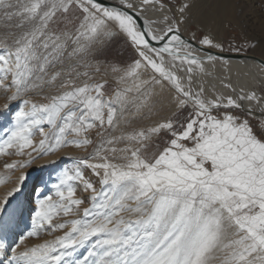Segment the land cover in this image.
Returning a JSON list of instances; mask_svg holds the SVG:
<instances>
[{"label": "snow or ice", "instance_id": "snow-or-ice-1", "mask_svg": "<svg viewBox=\"0 0 264 264\" xmlns=\"http://www.w3.org/2000/svg\"><path fill=\"white\" fill-rule=\"evenodd\" d=\"M194 6L0 0V158L15 157L0 163V212L37 160L84 153L33 189L0 264H264V95L209 91V66L247 45L190 31ZM114 41L128 60L109 56Z\"/></svg>", "mask_w": 264, "mask_h": 264}, {"label": "rangeland", "instance_id": "rangeland-1", "mask_svg": "<svg viewBox=\"0 0 264 264\" xmlns=\"http://www.w3.org/2000/svg\"><path fill=\"white\" fill-rule=\"evenodd\" d=\"M236 1L195 0L193 8L194 23L189 26V29L190 31L199 29L200 31L211 33L219 40L233 41L238 45H247V50L240 53L253 54L264 59V0H254L255 2L252 0L253 4L249 3V0ZM253 44L256 45L255 48H252ZM117 51L122 53V55L116 58L122 61L128 60L132 55L131 50L126 48L123 41H114L108 54L109 56H115ZM100 78V76H97V79ZM109 80L111 81L110 77ZM3 103V98H0V105ZM158 108L161 107L158 106ZM157 114L152 117V120L169 115H167V110L165 109L158 111ZM241 115L243 118V114ZM249 119L254 126H258L260 123L258 119H252L251 117ZM151 122V120L143 121L144 124ZM9 125V113L0 109V138L5 137L4 129L9 127ZM164 139L166 138L158 141L161 147ZM65 152L68 155H61L60 159L55 160L54 163H45L46 160L54 159L53 157H46L37 160L31 166L21 191L11 200L7 212H0V235L6 236L11 240L15 234L26 231L30 227L32 204L38 196V193L34 192L33 189L45 188L46 186L50 188L60 169L72 167V160L69 159V155L72 157L84 155V153L74 148L65 149ZM14 158H0V163H2L3 159ZM31 169L35 170L33 174L29 172ZM3 171L2 166H0V174ZM15 175H18V173ZM15 175L12 176L13 180H15ZM93 179L95 178L93 177ZM7 187H11V185ZM4 190L5 186L0 185V195H3Z\"/></svg>", "mask_w": 264, "mask_h": 264}, {"label": "bare ground", "instance_id": "bare-ground-1", "mask_svg": "<svg viewBox=\"0 0 264 264\" xmlns=\"http://www.w3.org/2000/svg\"><path fill=\"white\" fill-rule=\"evenodd\" d=\"M253 2L255 1L253 0ZM253 2L252 0H249V3L253 4ZM244 55L245 56L243 57L224 55V57L229 61L227 65L217 62L215 67L209 66L208 70L211 75L201 77V79L206 82V87L210 92L212 90V86L215 85V90L217 92L229 93V90L223 89L220 83L221 80H226L230 81L237 89L241 87L245 89H255L258 95H264V71H262V66H264V59L253 54ZM158 106H160L161 108H158ZM164 109L167 110V115L170 114V106L166 101H164L161 105H157L156 115H158V111ZM257 116H259L258 111ZM29 172H32L33 174L35 170L31 169Z\"/></svg>", "mask_w": 264, "mask_h": 264}, {"label": "water", "instance_id": "water-1", "mask_svg": "<svg viewBox=\"0 0 264 264\" xmlns=\"http://www.w3.org/2000/svg\"><path fill=\"white\" fill-rule=\"evenodd\" d=\"M223 55H225V56H226V55H227V56H231V55H232V56H239V57H241V56H242V57L245 56V55L242 54V53L240 54V53H229V52H225Z\"/></svg>", "mask_w": 264, "mask_h": 264}]
</instances>
